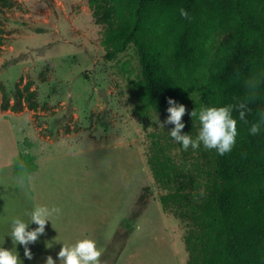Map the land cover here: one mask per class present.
Segmentation results:
<instances>
[{
	"label": "rangeland",
	"instance_id": "rangeland-1",
	"mask_svg": "<svg viewBox=\"0 0 264 264\" xmlns=\"http://www.w3.org/2000/svg\"><path fill=\"white\" fill-rule=\"evenodd\" d=\"M105 28L89 0L0 2V103L31 82L40 105L0 110V247L22 264L56 260L62 245L81 239L95 241L99 264H188L189 224L164 211L167 191L147 163L150 134L172 139L174 125L153 110L139 116V57L130 46L108 61ZM198 130L182 132L195 138ZM172 141L192 175L208 171L212 149ZM34 206L61 212L28 245L29 260L9 235L12 219L29 223Z\"/></svg>",
	"mask_w": 264,
	"mask_h": 264
},
{
	"label": "trees",
	"instance_id": "trees-1",
	"mask_svg": "<svg viewBox=\"0 0 264 264\" xmlns=\"http://www.w3.org/2000/svg\"><path fill=\"white\" fill-rule=\"evenodd\" d=\"M7 3V0H0ZM97 22L106 23L105 58L133 46L141 78L135 83L141 111L168 116V99L183 104V130L199 124L189 113L204 106L234 108L236 142L192 175L173 155L174 142L150 134L147 163L166 194L164 211L189 224L184 236L188 264H264V0H89ZM187 10L189 18L180 15ZM1 111H37L38 93L19 85ZM143 112V113H142Z\"/></svg>",
	"mask_w": 264,
	"mask_h": 264
},
{
	"label": "clouds",
	"instance_id": "clouds-1",
	"mask_svg": "<svg viewBox=\"0 0 264 264\" xmlns=\"http://www.w3.org/2000/svg\"><path fill=\"white\" fill-rule=\"evenodd\" d=\"M180 15L183 18H189L187 10L181 8ZM169 115L165 123L172 124L174 127L169 131L170 137L182 149L187 151L189 147L193 150L203 145L206 149H215L219 155H224L232 150L236 142L237 121L232 113L234 108L239 111V118L244 120L248 111L246 104L227 105L222 107L204 106L199 110L195 109L189 113L199 123L198 134L193 138L188 133H183L185 124L182 117L186 113L183 104H178L175 100L168 99ZM264 119L260 122L252 123L248 129L249 134L256 136L260 134ZM163 127V125H161ZM61 210L57 207L34 206L30 216V222L26 223L20 218H13L11 221L10 237L15 245L24 247V256L31 260L32 253L28 245L34 244L40 235L45 232V226L51 222L53 215L60 214ZM35 224L37 227L30 229L29 225ZM52 245L49 244L50 248ZM100 251L96 247L95 241L91 239L77 240L72 245H62L57 253V259L54 260L51 255L45 259V264H99ZM0 264H22L19 255L12 249L0 247Z\"/></svg>",
	"mask_w": 264,
	"mask_h": 264
},
{
	"label": "crops",
	"instance_id": "crops-1",
	"mask_svg": "<svg viewBox=\"0 0 264 264\" xmlns=\"http://www.w3.org/2000/svg\"><path fill=\"white\" fill-rule=\"evenodd\" d=\"M42 140H46L45 138H43ZM48 140V139H47Z\"/></svg>",
	"mask_w": 264,
	"mask_h": 264
}]
</instances>
